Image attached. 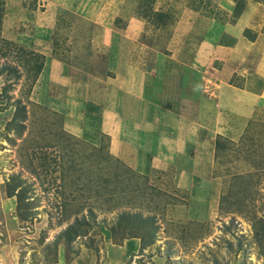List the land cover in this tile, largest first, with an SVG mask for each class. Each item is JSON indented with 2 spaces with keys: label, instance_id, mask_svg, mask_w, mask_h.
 Here are the masks:
<instances>
[{
  "label": "rangeland",
  "instance_id": "374dc122",
  "mask_svg": "<svg viewBox=\"0 0 264 264\" xmlns=\"http://www.w3.org/2000/svg\"><path fill=\"white\" fill-rule=\"evenodd\" d=\"M104 30L109 39L92 47L96 38L82 36ZM259 32L264 0H0V264H264V109L213 142L202 124L204 146L179 163L167 157L179 142L169 151L159 138L137 145L151 122L159 135L171 128L165 103L153 106L151 121L143 103L113 118L122 97L107 91L119 75L111 59L94 81L108 82L104 97L112 96H96L93 107L71 90L50 96L39 79L52 51L70 62L107 53L113 61L121 43L155 89L165 61L157 49L173 61L199 56L188 70L193 87L213 97L204 82L220 60L212 44ZM71 68L70 89L90 74ZM129 145L127 156L149 152L138 167L121 156ZM135 238L139 248L127 251Z\"/></svg>",
  "mask_w": 264,
  "mask_h": 264
},
{
  "label": "crops",
  "instance_id": "0c3cea01",
  "mask_svg": "<svg viewBox=\"0 0 264 264\" xmlns=\"http://www.w3.org/2000/svg\"><path fill=\"white\" fill-rule=\"evenodd\" d=\"M129 21L140 22L141 20L138 18H131ZM96 33H92L90 35V33L87 32V34L84 33L85 35H82L83 37H92V39L96 38L98 40L96 41L95 39L91 42V47L94 46V43L96 42L97 44H101V37L109 39V36L107 35L108 32L105 30ZM234 39V43L212 44V48L210 47V51L216 53L214 59H220L219 61L217 60V66H213L209 70L212 76L211 79H204L207 91H211L210 96L213 97H205L193 87L194 84L196 86L198 85L192 79L193 72H189L188 70L197 66V63L200 61L199 56H197L196 59L193 58V60H191L190 66V63H188V60L186 61L185 58L183 59V62L181 59L173 61L170 57L167 58L168 52H166L165 49H157L156 51H162L163 54H160L163 55L165 61L162 63V65H164L158 73V79L160 78L158 81L161 80V84L158 86L160 89H155L156 87H154V85L150 82V78L152 77H148L146 74H150V72L144 69V67L141 68L138 63L136 64L132 62L135 61V53L133 52V55H131L132 52L129 50L132 48L126 44L123 46L118 42L117 48L113 51V54L118 53L120 57L116 58V60L113 57V61H115V63H113L110 53H107V56L101 57L102 61L98 62H96L90 55H88L89 57L87 56V61L80 57L74 62H70L68 60H63L52 51L50 52L48 62L45 65L47 69L42 70L39 79L40 82L47 79L48 91H51L50 96L55 97L57 96L56 93L64 95L65 91L71 90V94L74 92L73 94L75 98H78L77 100H80L83 103L91 102V107H93L92 101H101L100 98L97 97H101L103 100L105 98L104 90L110 88L106 87L108 82H105L103 78L102 84L94 81V79H96L98 72L100 74H104L102 69H104L106 63H109L108 60L111 59L114 72H117L120 76H114L112 81L113 86L107 91L113 89V94L115 96L122 97L120 101L117 100V102L121 103L118 109L119 113L114 112L113 118L121 116V114H124V111L130 110L131 113L135 110L138 111V107L143 103V105L146 104V106H149V110L145 109L144 111H146V115H150L147 117L150 120L153 116L151 112L153 106L165 103L167 107L166 111L169 112L168 115L171 114L174 118L172 120L171 117L168 119V124L171 128L167 127V130L160 134L162 135L160 136L159 131L157 132L156 129L157 124H153L151 122V129L147 133V136L144 138L141 137L139 144L137 143V145L139 147L141 144L144 148L145 143H149L150 141L155 144L154 139L159 138L164 144L168 145L166 148L169 151L168 147L170 143H173L174 141L177 143L179 142L175 146L178 150H180V152H175L174 147L173 151L175 153L173 157L170 155L167 157L173 159L175 156L173 160L181 163L179 158L181 156L186 158L187 151L203 145L198 135L201 130V126L208 125L207 133L213 142L214 138L217 137V135L214 136L215 133L219 135L225 134V136L237 135V133H240V129L245 125L247 126L251 119L256 116L257 112L264 109V32L257 33L254 40H248L243 36H236ZM119 41L122 40L119 39ZM103 43H107L108 45L109 42L105 40ZM75 46L76 45H74V47ZM117 49L119 51H117ZM178 51H181V49ZM92 52L94 54L96 53V51ZM65 54V59L69 58V52L67 51ZM175 54H177L176 51L172 57L175 56ZM179 56H182V54L178 55V57ZM90 63L92 65H90ZM71 67H75L79 74H83V70H87L90 74H83L87 78L82 79L80 83L72 86L70 89L68 86L69 81L67 83L66 80L72 70ZM107 73L108 70L105 71L104 75ZM142 73L147 76L144 77ZM239 73L242 76L241 82L240 84H236L235 80L236 77H238L236 74ZM138 78L143 81L144 85L140 84V86H135ZM126 80L133 82L130 83V86L125 84L122 85L124 87H121L119 83L120 88L117 89L115 87L119 81L124 83ZM60 89L61 93L58 92ZM120 89H122V91ZM98 90H101L102 93L98 94ZM185 90L189 92V95H186ZM110 96H112V93H110L105 100H109ZM185 105L192 112L191 117L185 111V109L187 110V108H184ZM98 106H100V104ZM163 113L164 111H161L162 115ZM142 114H144V112H142ZM214 128L215 130H213ZM129 148L130 145L124 147V151H122L121 156L124 158L128 157L127 162L134 167H138L142 164L141 158L143 155H145V158L149 156V152H144L143 150L138 151L134 157H132V155L127 156L129 153L127 149L129 150ZM163 150L164 152H168L165 148ZM173 151L170 149L169 153H173ZM196 162L197 160L195 163ZM186 163L187 162L185 161L184 164L188 165ZM188 217H190V214H188L187 218ZM136 239L137 238L132 241H128L129 249L127 251L135 250L137 247L139 248V242L137 243ZM4 254L5 253H0V257H2L3 260H5L6 255Z\"/></svg>",
  "mask_w": 264,
  "mask_h": 264
},
{
  "label": "trees",
  "instance_id": "16d2710c",
  "mask_svg": "<svg viewBox=\"0 0 264 264\" xmlns=\"http://www.w3.org/2000/svg\"><path fill=\"white\" fill-rule=\"evenodd\" d=\"M67 230L74 231L72 226L68 227ZM76 232H77V230H75L74 233H76ZM138 238H140V248H143V246L145 245V240L143 238V235L142 236H138Z\"/></svg>",
  "mask_w": 264,
  "mask_h": 264
}]
</instances>
